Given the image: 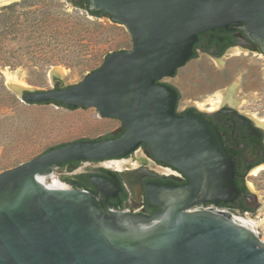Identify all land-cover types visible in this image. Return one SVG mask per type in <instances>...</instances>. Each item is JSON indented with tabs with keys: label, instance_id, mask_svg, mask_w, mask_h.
I'll return each mask as SVG.
<instances>
[{
	"label": "water",
	"instance_id": "1",
	"mask_svg": "<svg viewBox=\"0 0 264 264\" xmlns=\"http://www.w3.org/2000/svg\"><path fill=\"white\" fill-rule=\"evenodd\" d=\"M70 1L126 28L132 48L109 55L76 86L24 90L26 104L95 109L122 123L117 139L68 144L0 174V264H264V243L247 223L198 210L234 204L235 164L216 128L178 111L181 92L165 83L193 59L199 35L240 31L264 55V0ZM143 144L153 158L179 170L183 187L149 185L157 215L105 208L81 189H50L40 181L63 165L111 162ZM120 190L117 178H95Z\"/></svg>",
	"mask_w": 264,
	"mask_h": 264
},
{
	"label": "rangeland",
	"instance_id": "2",
	"mask_svg": "<svg viewBox=\"0 0 264 264\" xmlns=\"http://www.w3.org/2000/svg\"><path fill=\"white\" fill-rule=\"evenodd\" d=\"M9 5L0 6V174L52 149L104 139L122 128L119 120L101 118L92 108L26 104L8 87L4 71L18 73L29 90L69 88L100 69L109 55L132 48L124 26L107 16H91L66 0ZM231 51L221 60L198 53L174 79L164 80L181 92V114L198 108L196 103L209 95L233 87L240 111L264 117V55L241 49L242 55L233 57ZM55 176L61 180L59 170ZM248 182L253 183V191ZM245 184L252 210L260 211L264 171L248 176Z\"/></svg>",
	"mask_w": 264,
	"mask_h": 264
},
{
	"label": "flooded vegetation",
	"instance_id": "3",
	"mask_svg": "<svg viewBox=\"0 0 264 264\" xmlns=\"http://www.w3.org/2000/svg\"><path fill=\"white\" fill-rule=\"evenodd\" d=\"M76 1L87 3V0ZM239 47L250 52H260L240 31L230 29H216L199 35L195 51L196 57L201 53L212 59L221 60L228 51ZM180 99L181 95L179 102ZM233 101V104L226 103L215 110L211 107L199 110L194 106L181 115L191 111L201 115L216 128L225 151L235 164L236 176L245 180L248 176H252L255 169L264 166V127L250 115L240 111L235 98ZM123 132L121 128L114 136H121ZM111 162L118 163L109 164ZM111 162H75L63 165L59 169L61 180H58L98 197L104 208L110 204L112 209L120 212L150 217L157 215L160 209L150 204L147 195L149 185L183 187L188 184V179L179 170L156 161L145 144L129 157ZM86 163L88 165H85ZM113 175L120 186V190L116 193L112 189L102 192L93 184L95 178L110 180ZM218 205L225 204L220 201ZM231 206L239 211L245 208L253 211L249 203V195L243 201L238 197Z\"/></svg>",
	"mask_w": 264,
	"mask_h": 264
},
{
	"label": "bare ground",
	"instance_id": "4",
	"mask_svg": "<svg viewBox=\"0 0 264 264\" xmlns=\"http://www.w3.org/2000/svg\"><path fill=\"white\" fill-rule=\"evenodd\" d=\"M13 2H15V0H0V6H4V5H8V4H12ZM70 2V1H68ZM71 3V2H70ZM72 4V3H71ZM73 5V4H72ZM232 55L233 57H239L242 55V51L240 48H235L233 49ZM261 53V52H260ZM262 54V53H261ZM4 75L7 79L8 82V87L16 93H20L24 90H29L26 89L28 87V84L24 81V79L19 76L18 73L15 72H10L8 70L4 71ZM234 90L233 87H228L224 90H220L215 92V94L209 95L207 97V99H205L203 102L201 103H196V106L200 109V110H204L207 107H211L212 110L215 109H219L221 107H223L226 103H232L233 104V99H234ZM237 91V89H236ZM261 126L264 127V117L263 118H259L256 115L252 116ZM113 164H115V162H113ZM264 171V166L261 168H257L253 171L252 176H257L260 172ZM55 174H53L51 177H42L40 178V181L45 184L48 188L50 189H64L63 184L55 178ZM248 185L250 187V189L253 191L254 190V185L252 182H248ZM199 210V209H198ZM261 213L264 212V208H262L260 210ZM233 221L236 222H242V223H247L249 226L252 227V229L254 230V222L249 218H245L244 216H242L241 214H233V216H231ZM254 232H256L254 230Z\"/></svg>",
	"mask_w": 264,
	"mask_h": 264
},
{
	"label": "built area",
	"instance_id": "5",
	"mask_svg": "<svg viewBox=\"0 0 264 264\" xmlns=\"http://www.w3.org/2000/svg\"><path fill=\"white\" fill-rule=\"evenodd\" d=\"M24 1L27 0H15V2H13L11 5H16V4H20ZM9 5V6H11ZM6 6V7H9ZM6 7H2V8H6ZM62 184L64 186V189H73L74 187L67 183V182H63ZM86 191V190H83ZM87 192V191H86ZM197 209L199 210H207V211H214V212H218V213H224V214H228L230 216H233V214H238V215H242L245 218L249 217L253 222H254V230L256 231V235L259 237V239L264 243V212L261 213L259 210L257 211H239L238 209L232 207L231 205H215L210 203L209 205H200L197 207Z\"/></svg>",
	"mask_w": 264,
	"mask_h": 264
},
{
	"label": "trees",
	"instance_id": "6",
	"mask_svg": "<svg viewBox=\"0 0 264 264\" xmlns=\"http://www.w3.org/2000/svg\"><path fill=\"white\" fill-rule=\"evenodd\" d=\"M87 4H88V2H87ZM87 13H88L89 15H91V16L98 17V18L103 17V16H106V15L101 14V13H99V14H94V13H92V12H90V11H88ZM195 49H196V48L194 47L193 58L196 57V55H197ZM57 88H58V87H57ZM51 104H55V105H56V103H54V102H52ZM60 107L66 108V109H68V110H76L75 108L68 107V106H65V105H61ZM119 136H120V135H118V136H114V135H112V136L106 137V138H104V139L96 140V141L111 140V138H115V137H119ZM61 147H62V146H61ZM235 183H236V187H237V189H238V191H239V198H241V201H243V200L245 199V197L249 195V191H248V189H247V187H246L245 180H244L243 178L240 179V178H238V177L235 175ZM243 211H249V210L245 208V209H243Z\"/></svg>",
	"mask_w": 264,
	"mask_h": 264
}]
</instances>
